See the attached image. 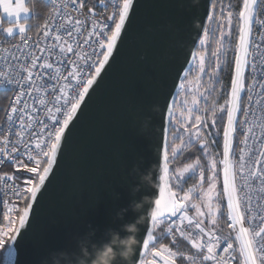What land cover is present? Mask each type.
Instances as JSON below:
<instances>
[{
	"label": "snow or ice",
	"instance_id": "obj_1",
	"mask_svg": "<svg viewBox=\"0 0 264 264\" xmlns=\"http://www.w3.org/2000/svg\"><path fill=\"white\" fill-rule=\"evenodd\" d=\"M47 3L30 34L26 0H0V264H46L52 235L39 222L49 189L146 0ZM179 7L165 26L174 51L151 62L154 102L140 109L133 152L146 179L125 180L131 206H90L84 224L102 210L103 227L56 234L75 238L68 264H264V0Z\"/></svg>",
	"mask_w": 264,
	"mask_h": 264
},
{
	"label": "water",
	"instance_id": "obj_2",
	"mask_svg": "<svg viewBox=\"0 0 264 264\" xmlns=\"http://www.w3.org/2000/svg\"><path fill=\"white\" fill-rule=\"evenodd\" d=\"M180 2L191 0H146L136 30L100 81L74 130L39 222L40 226H50L52 235L51 251L44 257L46 264H68L71 259L75 238H59L57 233L65 228L70 232L90 230L108 222L101 210L84 224L91 205L99 202L111 207L127 200L131 206V201L137 199L134 192H125L123 184L128 177L140 182L146 179L143 172L148 164L133 152V147L140 145L143 125L140 109L148 110L154 102L157 74L151 62H160L174 51L177 37L165 26L170 19L181 15ZM151 175L148 171L147 177ZM124 212L117 209L114 218L123 219ZM124 228L135 230L127 224ZM114 242L127 246L134 241L131 237L127 240L117 237ZM30 248L31 243L25 241V249ZM108 262L101 260L100 264Z\"/></svg>",
	"mask_w": 264,
	"mask_h": 264
},
{
	"label": "trees",
	"instance_id": "obj_3",
	"mask_svg": "<svg viewBox=\"0 0 264 264\" xmlns=\"http://www.w3.org/2000/svg\"><path fill=\"white\" fill-rule=\"evenodd\" d=\"M235 2V0H234ZM27 4L31 10H33L36 14L31 15L29 22L31 25V30L34 31L37 29V27L40 25L43 16L48 11V5L43 2L42 0H28ZM4 103L3 96L0 95V104ZM193 183L192 180L188 181V185H191ZM187 186V185H186Z\"/></svg>",
	"mask_w": 264,
	"mask_h": 264
},
{
	"label": "built area",
	"instance_id": "obj_4",
	"mask_svg": "<svg viewBox=\"0 0 264 264\" xmlns=\"http://www.w3.org/2000/svg\"><path fill=\"white\" fill-rule=\"evenodd\" d=\"M43 2H45L47 5H48V11H47V13L43 16V18H42V21H41V23H40V25H42L43 24V22H44V19L50 14V11H51V9H50V5L47 3V0H42ZM39 25V26H40ZM37 29H38V27H37ZM37 29L36 30H34V31H32L31 30V33L30 34H34L36 31H37ZM17 40L19 39V37H17L16 38ZM3 40V37L2 36H0V41H2ZM4 46H7V45H4Z\"/></svg>",
	"mask_w": 264,
	"mask_h": 264
},
{
	"label": "crops",
	"instance_id": "obj_5",
	"mask_svg": "<svg viewBox=\"0 0 264 264\" xmlns=\"http://www.w3.org/2000/svg\"><path fill=\"white\" fill-rule=\"evenodd\" d=\"M27 1H28V0H26V6H28ZM28 7H29V6H28ZM30 17H31V14H30L29 17H28V22H29ZM0 19H3V13H2V10H0ZM29 24H30V22H29ZM0 26H2V27H7L8 25H7V23H4V24H2V25H0Z\"/></svg>",
	"mask_w": 264,
	"mask_h": 264
},
{
	"label": "clouds",
	"instance_id": "obj_6",
	"mask_svg": "<svg viewBox=\"0 0 264 264\" xmlns=\"http://www.w3.org/2000/svg\"><path fill=\"white\" fill-rule=\"evenodd\" d=\"M131 239H133V238H131ZM108 264H111V262L109 261Z\"/></svg>",
	"mask_w": 264,
	"mask_h": 264
},
{
	"label": "rangeland",
	"instance_id": "obj_7",
	"mask_svg": "<svg viewBox=\"0 0 264 264\" xmlns=\"http://www.w3.org/2000/svg\"><path fill=\"white\" fill-rule=\"evenodd\" d=\"M193 202H196L195 200Z\"/></svg>",
	"mask_w": 264,
	"mask_h": 264
}]
</instances>
